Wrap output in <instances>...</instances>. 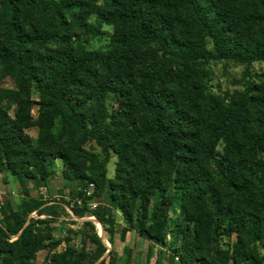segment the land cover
Returning a JSON list of instances; mask_svg holds the SVG:
<instances>
[{
    "label": "trees",
    "instance_id": "obj_1",
    "mask_svg": "<svg viewBox=\"0 0 264 264\" xmlns=\"http://www.w3.org/2000/svg\"><path fill=\"white\" fill-rule=\"evenodd\" d=\"M262 61L264 0H0V173L48 188L61 160L63 178L43 218L0 196V264H118L132 230L171 264H264ZM218 62L241 88L213 87ZM67 208L103 225L106 255L91 219L55 238Z\"/></svg>",
    "mask_w": 264,
    "mask_h": 264
},
{
    "label": "rangeland",
    "instance_id": "obj_2",
    "mask_svg": "<svg viewBox=\"0 0 264 264\" xmlns=\"http://www.w3.org/2000/svg\"><path fill=\"white\" fill-rule=\"evenodd\" d=\"M102 32L100 35L95 37L94 39L90 40L89 43L86 45L87 48H99V47H105L108 43V37L109 34L111 33V28L110 27H105L101 30ZM212 84L215 89L218 90H229L233 91L234 89L241 88L239 84L236 83L237 79H240L242 77L244 67L240 65H236L234 63L228 62H218V63H213L212 65ZM251 71L254 75H263L264 76V61L262 62H256L253 64ZM32 134H35V130L32 131ZM221 147H219V150ZM115 162H116V157L113 156L111 160L109 161L107 165L108 169V175L112 176L114 173V168H115ZM61 167H62V161L57 160V170L59 173V177H61ZM0 175H3L6 180L9 182H4L3 187H4V192L1 193V196L4 200H11L15 206H20L22 199H25L29 204V209H30V216L31 217H41L43 218L44 216L38 215V209H40L43 205L44 202L48 201V203H51L52 200L54 199H61V195L58 193V189L56 190L55 187H52V191L50 192L49 189L40 188L37 189L35 184L33 182H28L26 190H22L19 182L15 180L12 174L10 173H0ZM53 192V193H52ZM68 191H66L67 193ZM67 195V194H66ZM67 197V196H65ZM67 211L69 214H64L58 221L54 223L55 231H54V236L56 239L63 238L64 235L61 230V226H66L69 227L73 230H78L81 221L84 219H87L88 217H83L79 218L75 216L69 208H67ZM180 204L177 203L175 206V209L172 210L171 212V224L170 227L171 229L174 226L175 220L177 217L180 215ZM95 221V219H94ZM96 222V221H95ZM103 234L101 237L105 243L111 247V244L109 243V234L108 232L103 231ZM119 233L116 235V242L117 245L119 244ZM74 238V243H78L80 241V238L77 236H73ZM169 243L172 241L173 235H170L169 237ZM15 239V236L13 237ZM145 239V238H144ZM146 240V239H145ZM131 256H130V261L133 262V264H157V259L160 257L163 259V263L165 264H171L169 259H168V253L171 252V247L168 245V247L164 248H158L156 247L153 249V257L150 259L149 258V247L150 245L147 243L142 244L141 249L136 248V245L134 244V239L132 238L131 241ZM135 247V248H134ZM63 245H59L58 249H62ZM44 255L45 251H41L38 255L36 264H45L44 262ZM123 257H125V254H123ZM126 264V263H124Z\"/></svg>",
    "mask_w": 264,
    "mask_h": 264
},
{
    "label": "crops",
    "instance_id": "obj_3",
    "mask_svg": "<svg viewBox=\"0 0 264 264\" xmlns=\"http://www.w3.org/2000/svg\"><path fill=\"white\" fill-rule=\"evenodd\" d=\"M61 175V174H60ZM5 177L3 176V175H0V196H1V193H3L4 192V187H3V183L4 182H9V180L7 181L6 180V178L4 179ZM15 180H17L16 178H15ZM18 181V180H17ZM19 182V181H18ZM10 183V182H9ZM19 185H20V183H19ZM55 187V189L57 190H59L60 188H62L63 187V178H62V176L61 177H59V176H56V178L54 179V180H52L50 183H49V187H48V189H49V191L51 192L52 191V187ZM20 187H21V189L22 190H25L21 185H20ZM41 188H44V187H41ZM45 189H47V188H45ZM53 193V192H52ZM2 197V196H1ZM54 200H56V199H54ZM92 203H95V204H98L99 202H97V201H92L91 202V204ZM42 216H44L45 217V215H42ZM92 217V216H91ZM114 217L115 218H117V221L118 222H122V214H121V211L120 210H114ZM89 218V217H88ZM95 218V217H94ZM96 219V218H95ZM95 224H96V222H95ZM96 228H97V225H96ZM97 231H98V229H97ZM106 231V230H105ZM63 233V232H62ZM99 233V232H98ZM63 235H64V233H63ZM100 235V234H99ZM116 235L117 234H115V236H114V242H113V247L115 248V250H116V252H117V257H118V264H124L125 262H126V260H127V257H128V255H127V253L125 252V247H129L130 249L131 248H133L132 246H131V243H130V241H131V239L133 238L134 239V244L136 245V248L138 247V248H140L141 249V247H142V244H144V243H147V244H149V245H151V246H153V249H155L156 247H158V248H164V246H161V245H159V244H155V243H153L152 241H149V240H145L144 239V237L143 236H141L137 231H135V230H132V231H130V232H128L127 234H126V239H125V241H121L120 240V236L118 237V239H119V244L117 245V242H116ZM77 237H79V238H81L80 237V235H77ZM104 243H105V241H104ZM110 243V242H109ZM106 244V243H105ZM111 244V243H110ZM60 245H63V248L65 247V245H66V240H63L62 242H61V244ZM106 246L108 247V245L106 244ZM112 248V244H111V247H109L108 249H107V251H106V253H105V255L110 251V249ZM135 248V247H134ZM123 254H125V257H123ZM131 256V255H130ZM130 256H129V259H130ZM104 257V256H103ZM153 257V256H152ZM151 257V258H152ZM150 258V259H151ZM130 263L131 264H133V262L132 261H130Z\"/></svg>",
    "mask_w": 264,
    "mask_h": 264
},
{
    "label": "built area",
    "instance_id": "obj_4",
    "mask_svg": "<svg viewBox=\"0 0 264 264\" xmlns=\"http://www.w3.org/2000/svg\"><path fill=\"white\" fill-rule=\"evenodd\" d=\"M92 188H93V185L90 184L89 187H88V189H87V194H91V193H92ZM78 203L81 204V201L78 200ZM96 205H97V204L92 203V204H91V207L94 208ZM71 212H72V211H71ZM176 259H177V258H176Z\"/></svg>",
    "mask_w": 264,
    "mask_h": 264
},
{
    "label": "bare ground",
    "instance_id": "obj_5",
    "mask_svg": "<svg viewBox=\"0 0 264 264\" xmlns=\"http://www.w3.org/2000/svg\"><path fill=\"white\" fill-rule=\"evenodd\" d=\"M96 225H97V229H98L99 234L101 236L104 235L103 234V231H104L103 225L101 223H99V222H96ZM108 248H109V246H108Z\"/></svg>",
    "mask_w": 264,
    "mask_h": 264
},
{
    "label": "water",
    "instance_id": "obj_6",
    "mask_svg": "<svg viewBox=\"0 0 264 264\" xmlns=\"http://www.w3.org/2000/svg\"><path fill=\"white\" fill-rule=\"evenodd\" d=\"M87 219H91V220L94 221L95 218L92 216V217H89V218H87ZM84 220H85V219H84ZM95 221H96V222H99L97 219H95ZM95 221H94V222H95ZM99 223H100V222H99ZM103 228H104V227H103ZM100 236H101V235H100ZM102 258H103V257H102ZM102 258H101V259H102Z\"/></svg>",
    "mask_w": 264,
    "mask_h": 264
}]
</instances>
